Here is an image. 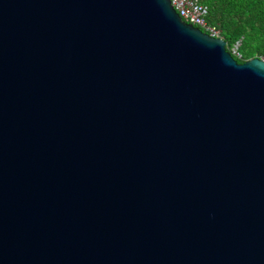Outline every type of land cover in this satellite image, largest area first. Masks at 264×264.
I'll use <instances>...</instances> for the list:
<instances>
[{
  "label": "water",
  "instance_id": "water-1",
  "mask_svg": "<svg viewBox=\"0 0 264 264\" xmlns=\"http://www.w3.org/2000/svg\"><path fill=\"white\" fill-rule=\"evenodd\" d=\"M0 264H264V59L170 0H0Z\"/></svg>",
  "mask_w": 264,
  "mask_h": 264
},
{
  "label": "trees",
  "instance_id": "trees-1",
  "mask_svg": "<svg viewBox=\"0 0 264 264\" xmlns=\"http://www.w3.org/2000/svg\"><path fill=\"white\" fill-rule=\"evenodd\" d=\"M208 6V24L221 30L227 49L240 43L238 63L264 58V0H199Z\"/></svg>",
  "mask_w": 264,
  "mask_h": 264
},
{
  "label": "built area",
  "instance_id": "built-area-1",
  "mask_svg": "<svg viewBox=\"0 0 264 264\" xmlns=\"http://www.w3.org/2000/svg\"><path fill=\"white\" fill-rule=\"evenodd\" d=\"M173 7L180 15L182 20L187 24L200 28L203 32L213 38L223 39L221 30L208 24L207 17L209 14L208 6L202 4L199 0H170ZM240 43H237L231 50L232 55L241 57L239 53ZM264 59V58H262Z\"/></svg>",
  "mask_w": 264,
  "mask_h": 264
}]
</instances>
